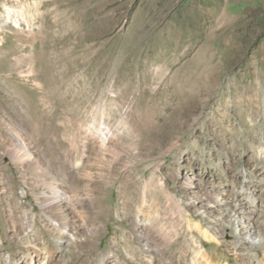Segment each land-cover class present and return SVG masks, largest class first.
Masks as SVG:
<instances>
[{
    "label": "rangeland",
    "instance_id": "374dc122",
    "mask_svg": "<svg viewBox=\"0 0 264 264\" xmlns=\"http://www.w3.org/2000/svg\"><path fill=\"white\" fill-rule=\"evenodd\" d=\"M19 137L40 168L13 158ZM47 186L65 203L43 207ZM209 195L264 210V0H0V264L27 260L23 222L45 210H108L87 249L121 263L150 245L156 264H190L159 234L190 219L214 262L244 264L249 224L216 223ZM138 210L157 226L137 230Z\"/></svg>",
    "mask_w": 264,
    "mask_h": 264
},
{
    "label": "bare ground",
    "instance_id": "6f19581e",
    "mask_svg": "<svg viewBox=\"0 0 264 264\" xmlns=\"http://www.w3.org/2000/svg\"><path fill=\"white\" fill-rule=\"evenodd\" d=\"M206 122L207 128H209L210 131H213L215 129L214 125L217 124L215 123V118L212 117L210 120L206 119ZM18 141L26 153L21 154L14 152L13 158L19 160L21 163L24 162L25 159L30 160L34 168H40L37 160L32 161L31 154L27 149L25 140L19 137ZM245 148L246 152L243 156L245 159L250 160V148L248 145H246ZM63 175L68 179L66 173ZM128 175L132 176V174ZM40 189L41 191L37 194V197L43 207L49 206L53 200L57 203H65L61 199V190L59 188L47 186ZM64 197L66 198L67 195ZM248 198L253 203L251 207L238 205L236 200L234 204H231L229 201L225 200L224 197L220 198L219 196H210L209 200V202L213 204L211 205L213 210H220V216L215 220L216 223H220L221 226L225 225L221 219L226 217L227 221L233 224V226H236V221H242L245 224H249L247 227L243 226V229L240 232L241 235L239 236L238 242H241V244H234V249L237 248L243 256L248 255L247 260L243 258L245 262L244 264H252L253 260L258 258L256 253L253 252L254 250L247 246V241H250L253 246H264V210L257 209L255 197L249 195ZM142 211L143 210L137 211V220L135 221L136 229H144L145 226H157L158 220L155 217L151 218V222L149 224L140 222V220L144 217V212ZM106 212H108V210H100V212H93V214H83L82 221L79 223L74 219V215H72L70 210H45L43 215L40 216L44 226H42L40 221H38L37 216L34 217V222H32L29 226H25V223L23 222L22 228L26 237L25 247L27 248L24 252L27 255V260H22L21 264H38V258L43 253L46 254L44 264H77L76 258L81 259L80 264H131V259L123 258L125 262L121 263L118 259H116L114 254L108 255L105 252L97 253L94 249H87L92 241L90 231L97 230L99 227L97 223H88V219H100L106 214ZM24 214L25 212H19L20 217ZM186 221L188 225L179 231L176 230L175 232H172V230L165 227L159 228V234L162 242L166 244V249L171 252V257H176L175 255L180 253V260H183V258H185L189 252L192 251L193 258L190 264H217L216 262H218L219 258L209 255L208 251L203 249L206 246V241L201 240L199 242H191L194 240L193 237H187L188 233L190 235L192 234V236H208V231L203 229L201 225L193 223L190 219H187ZM254 224L259 227V230H253L254 227L252 225ZM44 229L53 236V241L44 235ZM236 231L237 229L235 228V232ZM214 238L220 246L222 243H219V238L216 235H214ZM73 251L76 252L77 255L74 254ZM158 251L159 250L157 248L149 245L147 249V260L143 261L141 264H156L158 259L155 258ZM160 251L162 252L163 249H160ZM69 253L71 254V257L64 259V257ZM85 253L89 254V257L83 258L82 255ZM215 260L216 262H214ZM16 264H18V262ZM180 264L184 263L181 262ZM258 264H264V258H261Z\"/></svg>",
    "mask_w": 264,
    "mask_h": 264
}]
</instances>
